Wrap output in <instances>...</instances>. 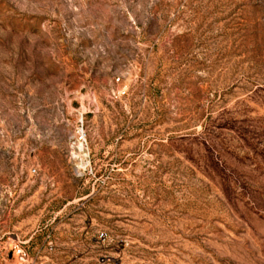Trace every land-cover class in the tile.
<instances>
[{"label":"rangeland","instance_id":"374dc122","mask_svg":"<svg viewBox=\"0 0 264 264\" xmlns=\"http://www.w3.org/2000/svg\"><path fill=\"white\" fill-rule=\"evenodd\" d=\"M0 264H264V0H0Z\"/></svg>","mask_w":264,"mask_h":264},{"label":"built area","instance_id":"2783aa9c","mask_svg":"<svg viewBox=\"0 0 264 264\" xmlns=\"http://www.w3.org/2000/svg\"><path fill=\"white\" fill-rule=\"evenodd\" d=\"M24 244L25 243L23 241H18V243H16L13 247V256H15V258L20 262H25L29 258L28 253L24 248ZM50 248H52L51 245Z\"/></svg>","mask_w":264,"mask_h":264},{"label":"bare ground","instance_id":"6f19581e","mask_svg":"<svg viewBox=\"0 0 264 264\" xmlns=\"http://www.w3.org/2000/svg\"><path fill=\"white\" fill-rule=\"evenodd\" d=\"M81 145V144H80Z\"/></svg>","mask_w":264,"mask_h":264}]
</instances>
